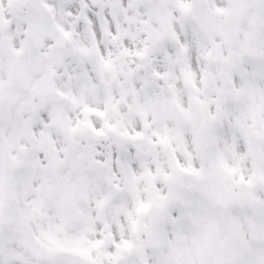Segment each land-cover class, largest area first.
<instances>
[{
	"label": "snow or ice",
	"instance_id": "1",
	"mask_svg": "<svg viewBox=\"0 0 264 264\" xmlns=\"http://www.w3.org/2000/svg\"><path fill=\"white\" fill-rule=\"evenodd\" d=\"M0 264H264V0H0Z\"/></svg>",
	"mask_w": 264,
	"mask_h": 264
}]
</instances>
